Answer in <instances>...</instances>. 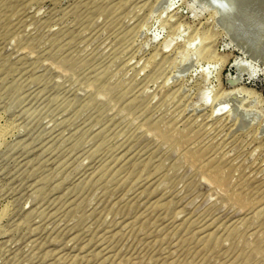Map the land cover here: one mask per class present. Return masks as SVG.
I'll return each instance as SVG.
<instances>
[{"label": "rangeland", "instance_id": "obj_1", "mask_svg": "<svg viewBox=\"0 0 264 264\" xmlns=\"http://www.w3.org/2000/svg\"><path fill=\"white\" fill-rule=\"evenodd\" d=\"M0 125V264H264V0H0Z\"/></svg>", "mask_w": 264, "mask_h": 264}, {"label": "bare ground", "instance_id": "obj_2", "mask_svg": "<svg viewBox=\"0 0 264 264\" xmlns=\"http://www.w3.org/2000/svg\"><path fill=\"white\" fill-rule=\"evenodd\" d=\"M94 6H95V4H94ZM100 7V6H99ZM13 9V8H12ZM61 61H63V60H61ZM61 63H63V62H61ZM62 65H64V64H62ZM7 66V65H6ZM5 70V69H4ZM105 74V73H104ZM106 75V74H105ZM7 80V79H6ZM99 86V85H98ZM6 126V125H5ZM4 126V127H5ZM4 127L3 126H1L0 125V137H2V135H3V133H4V130H6V129H4ZM6 128V127H5ZM10 130V129H9ZM8 130V131H9ZM7 131V130H6Z\"/></svg>", "mask_w": 264, "mask_h": 264}, {"label": "water", "instance_id": "obj_3", "mask_svg": "<svg viewBox=\"0 0 264 264\" xmlns=\"http://www.w3.org/2000/svg\"><path fill=\"white\" fill-rule=\"evenodd\" d=\"M230 82L232 83V80H230Z\"/></svg>", "mask_w": 264, "mask_h": 264}]
</instances>
